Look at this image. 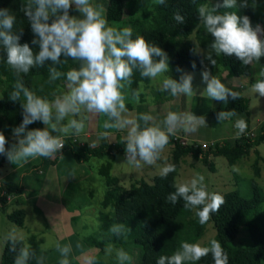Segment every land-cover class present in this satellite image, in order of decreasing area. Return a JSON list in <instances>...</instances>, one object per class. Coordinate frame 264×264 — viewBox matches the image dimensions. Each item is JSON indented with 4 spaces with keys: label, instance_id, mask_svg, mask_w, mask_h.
Here are the masks:
<instances>
[{
    "label": "trees",
    "instance_id": "trees-1",
    "mask_svg": "<svg viewBox=\"0 0 264 264\" xmlns=\"http://www.w3.org/2000/svg\"><path fill=\"white\" fill-rule=\"evenodd\" d=\"M128 0H108L105 18L108 22H121ZM29 0H0V9H8L10 14L16 17L12 29L6 30L0 26V31L8 32L13 36H18L16 43L20 46L27 44L32 50L33 58L39 52V45L33 44L34 39H38L32 30L31 23L24 15L23 7ZM223 0H160L153 6V14L150 19H136L131 22V39L141 36L150 47H157L165 54L164 57L153 55L154 63L160 59H165L168 67L182 72H196L201 69V56L194 50L193 45H182L177 41L186 38L197 28L196 39L201 47L211 50L214 37L207 31L204 18L199 9L203 6L206 13L213 15H225L235 13L239 17L247 16L251 26L254 28L263 19V10H260L252 0H236L232 8L223 7ZM35 4H33V10ZM79 13L78 8L71 4L68 15L74 17ZM50 15L49 23L56 19ZM183 18L178 22L175 16ZM81 16L79 19H83ZM3 17H0L2 20ZM78 19V20H79ZM126 59V58H125ZM224 67L229 75L239 77H250V83L254 86L259 81H264V76L258 79L251 78V67L244 64L234 55L228 56L219 54L216 61ZM83 62L66 57L63 54L57 62L45 60L43 64L33 63L28 71L17 69L7 62V48L0 38V133L5 137L4 153H0V166L8 160V153L15 154L17 150L16 142L11 138L14 130L19 128L23 122L26 97L24 91L27 90L35 97L46 102H55L63 94L66 84H71L67 79V72L79 70ZM212 65V64H211ZM131 66V65H130ZM132 67V74L128 80L130 93L135 95L138 85L148 82V77L141 75L142 67L138 64ZM55 73L58 76L53 78ZM13 93H19L16 99L12 98ZM222 113H234L242 115L248 120V102L243 97L235 98L226 96L223 101V109L212 110V117L216 118ZM232 116V115H230ZM114 118V117H113ZM43 122L37 120L28 124L24 132L19 134L21 140L25 139L28 132L41 127ZM247 128V127H246ZM264 142V125L259 129L254 137L240 135L232 144L224 142L215 144L214 148L206 153L194 150L191 147H183L178 143L174 144L173 160L170 165L175 166V171L167 176L158 175L154 177L151 184L145 181L132 185L129 189H124L117 185V181L109 175V165L100 170V174L106 181L107 190L101 202V210L98 213L99 234L107 236L111 243L124 246L131 243L140 249L139 264H157L161 256L171 257L178 251H182L180 229L178 221L188 216L193 209L199 210L202 206H197L191 210L184 207V200L177 198L173 204L168 197L176 192L178 188L175 184V173L178 167V160L181 155L193 153L200 156L204 165L213 170V165L208 162V155L223 156L230 165H234L240 158L247 155L255 146ZM68 149L76 162H85L92 157H101L104 154L116 155L127 151V143L117 142L108 149L102 146L89 148L79 146L69 139H64V148ZM255 174L259 170L255 169ZM6 192L0 197V204L5 205L7 194L13 192L21 193L19 185H6ZM224 203L219 210L210 214V221L215 228L214 240L218 241L227 256V264H264V194L262 189L252 183V196L247 199L240 195L238 191H230L222 195ZM108 209V210H107ZM25 213L23 210H16L7 216V219L14 225L21 227L24 222ZM198 218V217H197ZM191 235L185 242L194 243L202 234L203 224L198 221L191 223ZM241 228H246L251 244L249 246H233V241L237 237ZM115 229V230H114ZM90 243L100 248L97 239H90ZM26 249L27 257L23 258L22 253ZM18 258L23 259V264H48L47 252L41 247V241L31 236L27 241V247L19 240H8L3 248L0 264H16ZM58 264V263H55ZM73 264V263H69ZM94 264H100L99 262ZM168 264V261H165ZM182 264H215L211 253L197 261L185 260Z\"/></svg>",
    "mask_w": 264,
    "mask_h": 264
},
{
    "label": "clouds",
    "instance_id": "clouds-1",
    "mask_svg": "<svg viewBox=\"0 0 264 264\" xmlns=\"http://www.w3.org/2000/svg\"><path fill=\"white\" fill-rule=\"evenodd\" d=\"M72 3L78 6L83 19L78 20L68 15V9ZM160 3H163V0H160ZM33 4H35L34 10ZM235 4L236 0H223L222 6L232 8ZM22 10L30 20L33 34L38 37L32 43L39 45V52L33 58L32 50L27 44L20 46L16 43L18 36L0 31V38L3 39L7 48L9 65L27 72L34 62L43 64L45 60H51L55 63L62 54L83 62L79 70H71L66 74L67 79L75 87L63 99L55 100L53 106L58 118H63L69 112L78 111V105H84L88 111L103 112L111 117L119 118L120 111L125 109L120 92L123 85L120 82L129 79L132 74L131 66L138 64L143 69L141 75L149 78H155L158 74L167 71L165 59L162 58L156 63L152 60L153 55L165 56L161 49L150 47L141 36L134 40L131 39L130 28H123L120 31L106 28V21L101 18L100 11L92 8L89 0H29ZM57 12L61 15L49 23L50 15L56 17ZM199 12L204 18L207 31L214 37L212 48L217 54L234 55L244 64L259 60L261 56H264V40L258 36L261 29L259 26L254 29L247 16L239 17L235 13L213 15L206 13L203 6ZM0 17H3L0 20V26L10 31L16 17L10 14L8 9H0ZM175 19L178 22L183 21L179 15H176ZM58 75L59 73H55L53 78ZM204 79L207 81L206 92L212 99L224 101L227 95L235 98L236 94L226 89L218 79L208 80L207 73L204 74ZM190 81L191 77H184L180 83L166 79L164 87L170 89L173 95L177 92L191 95ZM253 90L264 96V81L257 82ZM24 95L26 97L24 111L27 115L24 116L21 126L14 130L16 135L23 133L25 126L34 121L39 120L48 124L51 115L52 108L48 102L35 97L27 90L24 91ZM18 96L19 93H13L12 98L16 99ZM229 115H234V113H221L219 118L223 119ZM141 119L147 121L150 117L141 116ZM179 119L176 113L168 114L165 123L169 125V132L176 126ZM187 119L191 122L195 118L189 116ZM124 123L133 122L125 121ZM70 126L76 128L77 131L83 128V124L75 120L70 121ZM246 127L244 120H238L236 122L237 135L243 133ZM137 128L138 126H133L130 130L127 152L131 154L133 160L139 156L144 162L152 164L157 159L158 152L168 144L169 137L158 128H146L142 131H138ZM5 143L4 135L0 133V153H4ZM20 145L21 147L15 154L12 152L7 154L10 161L15 162L22 157L29 156L49 157L63 147L60 141L51 137L46 130L28 132L25 139L20 141ZM173 171H175V166L168 165L162 169L161 174L167 176ZM203 179L204 177H199L200 182ZM197 185L196 179L191 181V186L180 185L168 199L175 204L178 197L182 198L185 202L184 207L189 210L202 206L196 211V216L199 222L204 224L210 219L211 213L219 210L224 199L221 195L210 194ZM181 249L182 251L176 252L171 257L161 256L157 264H165L166 260L168 264H182L185 260L197 261L209 253L212 254L215 264H227V256L216 240L210 241L209 247L182 242ZM119 255L123 259L128 258L124 252ZM22 257H27L26 251L22 253ZM16 264H23V259L18 258ZM61 264H67V261H62Z\"/></svg>",
    "mask_w": 264,
    "mask_h": 264
},
{
    "label": "rangeland",
    "instance_id": "rangeland-1",
    "mask_svg": "<svg viewBox=\"0 0 264 264\" xmlns=\"http://www.w3.org/2000/svg\"><path fill=\"white\" fill-rule=\"evenodd\" d=\"M252 1L260 10H263V22L257 26L261 29L258 36L261 40H264V0ZM158 2L159 0H128L121 22H108L106 20L105 15L108 0H89V5L95 10L100 11L101 18L106 21V28H113L120 31L123 28L131 29V22L136 19H150L153 14V6ZM72 4L78 8L75 3ZM81 16H83V14L79 11L73 18L79 19ZM198 27L193 30L191 35L186 38H180L177 41L182 45L194 46V50L201 56V70L199 72L190 73L173 70L167 66V71L158 74L155 78H150V83L148 85L144 83L140 84L139 93H142L146 100L144 109L142 108L130 114L123 112L125 114L120 116L121 120H124L123 116L126 114L131 118L139 117L141 119V116H149L148 114L154 116L160 114V112L168 111L169 113H176L180 118L177 124L181 125L179 126L181 129H178V127L175 128V131L177 130L176 132L180 134V131H186V127L184 128L183 124L189 116L191 107L195 106L194 103L196 99L194 98V94L201 92L206 99H212L206 92L207 81L204 79L205 73L208 75V80L212 78L218 79L230 92H235L238 79L243 83L249 80V77L246 76L235 77L231 74L229 75L228 71L216 62L219 54H217L214 49L208 50L200 46L196 39ZM253 72L254 74L256 73L257 76H262V73H264V56L260 57V61H258L257 67L254 68ZM184 77H191V95L185 94V102L183 100V103H179V99L177 100V97L171 93V90L162 88V84H164L166 79H171L180 83ZM120 83L123 85L120 88L123 102L132 103L133 100L130 98V90L127 86V82L121 81ZM1 90L2 86L0 85V99ZM63 96H65V94H62V97ZM137 101L135 100L131 105H135L136 107L138 104ZM78 108L80 111L76 122L83 124V128L80 129L79 132L87 130L91 124L94 126L98 122L105 126L111 125L108 126V128H122V122H113V117L106 113L100 112V121H98L95 119V111L85 113L83 105H78ZM220 109H223V104L222 106L220 105ZM183 114H185V116H183ZM160 116L162 115L160 114ZM236 118H238V116H236ZM73 120L76 119L71 115L68 116L66 114L63 118H58L56 113V115L50 116L46 131H48L51 137L56 139L65 134L76 132V128L70 126V121ZM165 120L166 117L161 120L159 128L164 127ZM203 121L204 120L201 119H194L191 121L188 131H191L190 129L195 128L196 125L202 124ZM135 123H137V121H135ZM140 124L147 126L144 122H140ZM252 125H254V123H252ZM14 137L19 138L16 134ZM72 140L75 141V139ZM258 149L259 153L252 154V160L257 154H262L264 156V143L261 144ZM192 158L195 162V168L193 170L183 167L179 169L177 173L184 174V176L176 178L175 184L177 187L183 184L191 186V181L196 179L198 181L197 186L206 189L208 181H212V183H215L216 190L212 189L209 192L210 194L217 193L222 196L230 191H238L242 197L249 199L252 196V183L255 181L264 194V161L257 159L256 163H246L248 159L243 158L241 162L230 166L224 157L213 159L217 175H222L225 179L232 178V175L238 178L237 185L235 180L234 182L230 181L226 184L220 181V185H228L227 187H222L215 182L217 175L214 177V174L210 172L198 158ZM92 160L94 162L88 163V170L84 167L79 169L77 165L80 163H74L73 160H71V162L61 161L59 163V170L54 173L56 179H51L49 176L50 170L53 169H51V166H49L46 171L44 169L46 162L45 164L42 163L44 165L41 163L39 164L40 168H43V170L39 173L40 176L38 178L39 180L46 178L42 194H39L37 191L38 189H31L29 193L36 191L35 194L37 196L34 194L36 197L35 203H31L27 197V199H21L20 203H23L20 206L12 202V204H8L5 208L7 213L23 209L26 214L24 225L18 227L12 224L5 218V214L0 212V262L4 245L8 240H20L24 243L25 247H27L28 239L31 236H35L39 242L41 241L43 250L47 252L46 261L48 264H61V262L65 260L67 264H94L97 262L100 264H139V248H136L131 243L119 246L111 243L107 236L99 234L98 213L101 210V202L107 187L104 177L99 174V169L103 165L102 160L96 158ZM51 161L52 160L48 159L49 163H47V165L52 164ZM256 168L259 170L258 175L254 173ZM76 171L78 176L82 178L77 181L71 180L70 175L75 174ZM159 174H161V172ZM200 176L204 177L202 182L199 181ZM52 183H55V189L51 188ZM215 186L213 185V188ZM196 211V209H193L188 216L182 217L178 221L180 237L183 242L191 235V223H193V221H198ZM215 233L213 223L209 219L203 224V231L200 237L192 244L209 247L210 241L214 240ZM91 238L97 239L100 242V248L90 243ZM250 244L251 238L247 229L241 228L233 241V246H249ZM25 251L26 249H24L23 252ZM121 252L126 253L128 258H121L119 255Z\"/></svg>",
    "mask_w": 264,
    "mask_h": 264
},
{
    "label": "crops",
    "instance_id": "crops-1",
    "mask_svg": "<svg viewBox=\"0 0 264 264\" xmlns=\"http://www.w3.org/2000/svg\"><path fill=\"white\" fill-rule=\"evenodd\" d=\"M262 22H263V19L261 23ZM258 61H260V58L259 60H253L252 62L248 63L252 71L251 78H254V79H258L259 77L264 76V75L257 76L256 73L254 74L253 72L254 68L257 67ZM201 67H202V64H201ZM199 71H196V72H199ZM143 83L148 85L150 83V78L148 77V82H143ZM140 84L138 85V90L136 91L135 95H132L130 93V98L133 100L132 103H134L135 100L136 101L138 100L137 106L135 107V105H131L132 103L123 102L125 105V109L123 111H120L119 118L114 117L112 120L113 122H116V123L122 122V125H123L122 128L120 129L108 128V126L106 127L104 124H100V122H98L94 126H92L91 124L89 128L85 131H81V132L76 131L73 133L65 134L64 136L57 138L59 140L65 137L66 139L71 140L73 143H76L81 147L88 146L89 148H97V147L102 146L103 148H106L107 150L109 146H114L118 141L128 143L129 133L133 126H138L137 128L138 131H142L146 128H158L159 130L165 132V134L168 135L169 137V142L167 145H165V147L162 150L158 152L157 159L152 164H148L144 162L143 160L139 158V156H136L135 159L133 160L131 157V154H129L127 151H123L116 155L104 154L101 157H92L88 161L80 162V164L77 165L79 169L81 167H84L88 170L89 169L88 163H93L94 162L92 160L93 158L101 159L103 162V165L99 169V174H100V170L102 167L109 165L110 177L112 179H115L117 181V185L124 189H129L132 185H135L139 183L140 181H145L148 184H151L154 177L161 175L159 173L162 171V169L170 165V163H172L173 150H174V144H175V142L172 140V136L173 134H178L176 132L177 130L175 131V128L178 127L179 129L180 128L179 126H181L179 124H176V126L172 128L171 132H169V125H167L166 123L164 124V127L159 128L161 120H163L165 117L168 116V113H169L168 111L160 112V114L164 117L160 116V114H157L154 116H151L150 114H148L149 115L148 117H150V119H148L147 121L141 120L139 117L131 118L128 115L134 111L141 110L142 108L144 109L145 107L146 100L143 97L142 93H139ZM73 87H75V85H73L72 83L66 84L63 88L64 89L63 91H65L63 92V94H65V96L70 94V91H72ZM162 88H165L164 84H162ZM235 88H236L235 92H231V93L236 94L235 96L237 97L245 98L248 102L247 128L244 130L243 133L237 135L238 129L236 128V122L238 120L242 119L246 121V119L242 115H232V116L229 115L223 119H220L219 117H220V114L222 113L220 112L218 117L216 118L212 117L211 115L212 110L220 109V105L222 106L223 101L214 100V99H206L203 96L204 94H202L201 92H197L196 94H194V98L196 99L194 103L195 106L191 107L189 111V116L194 117L196 120L203 118L202 120L204 121L202 124L196 125V127L194 128L195 129L194 131H188V127L191 124V122H189L187 119L183 124V127L184 128L186 127V131L185 132L180 131V134L178 135H180L187 141L214 142L216 144L217 143L223 144L224 142H228L232 144L237 137H239L242 134L245 135L246 133H251L255 136L257 132L259 131V129L261 128L262 123H264V96H261L259 93L253 90V86L250 83V77L246 83H243L240 79H238V81L236 82ZM242 95H245V96H242ZM175 96L177 97V100L179 99L180 101L179 103H183V100L185 102V96H186L185 93L177 92ZM227 96H232V95H227ZM63 97L61 96L60 99H63ZM48 103L50 107L52 108L50 116L56 115L55 113L56 110H55V107L53 106L54 102H48ZM79 111L80 110L76 112H69L67 115L68 116L71 115L72 117H75L76 119L75 121H77L79 117ZM84 111L85 113L91 112V111H88L85 106H84ZM123 112L128 113V114L123 116L124 120L123 119L121 120L120 116L125 114ZM183 116H185V114H183ZM236 116H238V118H236ZM95 119L100 121V112L95 113ZM125 121H132L133 123L124 124L123 122ZM135 121H137V123H135ZM140 122H144L147 126L140 124ZM251 122L254 123V125H252ZM46 128H48V124L43 123L41 127L35 128L34 130H46ZM14 135L15 133L13 134L12 139L17 144V150H16L17 152L19 148L21 147L20 145L21 138L19 135H18L19 138H15ZM72 139H75V141H73ZM260 145L255 146L252 149H250L249 153L243 156L242 158H240L236 163L241 162L243 158L248 159L246 163H256L257 159L264 161V156L262 154H257L256 157L252 160L253 158L252 154L259 153L258 148H260ZM192 157H196L202 162L200 156H196L191 152L181 155L178 160L179 162H178V167L175 173V181H176V178L184 176V174L182 175L180 173H177L180 168L183 167L189 170H193L195 168V165H194L195 162ZM219 157H223V156H214L213 154L208 155L207 159H208V162L213 165V168H214L213 170H210L208 166L203 164L204 166L208 168L210 172L214 174V177H216L217 173H216L215 164L213 163V159H217ZM48 159L52 160L51 161L52 164L47 165V163H49ZM71 160H73L74 163H78L75 161L71 152L68 149H62V150H56L55 154L49 157L29 156V157H22L18 161H15V162L10 161L8 159L4 163H2V165L0 166V197L5 194L6 192L5 186L9 184L19 185L22 188V192L21 193L13 192L11 194H7V198H6L7 202L5 205L0 204L1 205L0 212L5 214V218L7 219V216L11 214V213H7L5 210L8 204H12V202H15V205L20 206L23 203V202L20 203L21 199L22 198L27 199V197L31 203H35V198H36L35 196H37L35 194L36 191H33L32 193H29V192H31V189H35V190L38 189L37 191L39 192V194H42L44 190V186H45L44 181H46L45 180L46 178H43V180H39L38 178L40 176L39 173H41L43 170V168H40L39 166L40 163L45 164L46 162L45 165L42 164L44 165V169L46 171L48 167L51 166V169L52 168L53 169L50 170L49 176L51 179L53 178L56 179L54 176V173L59 170V163L61 161L71 162ZM226 162L228 163L227 160ZM230 166H233V165H230ZM254 173H255V170H254ZM81 178L82 177L78 176L77 171L75 172V174L70 175L71 180L77 181V180H80ZM234 180L237 185L238 178L235 175H232V178L225 179L223 178L222 175L218 174L215 182L219 184V182L221 181L222 183L226 184L230 181L234 182ZM213 185L215 186L214 182L212 183V181H208L207 187L205 190L207 192H210L212 189H215L216 186L213 188ZM227 186L228 185L222 186V187H227ZM55 187H56L55 183H52L51 188L55 189ZM18 210H23V209H18ZM23 225H24V222H23Z\"/></svg>",
    "mask_w": 264,
    "mask_h": 264
},
{
    "label": "built area",
    "instance_id": "built-area-1",
    "mask_svg": "<svg viewBox=\"0 0 264 264\" xmlns=\"http://www.w3.org/2000/svg\"><path fill=\"white\" fill-rule=\"evenodd\" d=\"M263 125H264V123H262V126ZM245 136H247V137L248 136L249 137H254V135L251 134V133H246ZM64 139L65 138H62V139L59 140L60 143L63 145V147L60 148V149H58V150H62L64 148ZM172 140L175 143H178L180 146H183V147H191L194 150H200L202 153H206V151H208L209 149L214 148V146L216 144L214 142L187 141L186 139H184L183 137H181L178 134H173ZM54 154H55V152L52 155H54ZM127 156H129V155H127Z\"/></svg>",
    "mask_w": 264,
    "mask_h": 264
}]
</instances>
